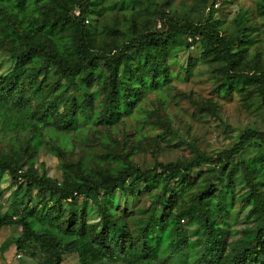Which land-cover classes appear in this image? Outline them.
<instances>
[{
  "label": "trees",
  "instance_id": "trees-1",
  "mask_svg": "<svg viewBox=\"0 0 264 264\" xmlns=\"http://www.w3.org/2000/svg\"><path fill=\"white\" fill-rule=\"evenodd\" d=\"M217 1L206 13L200 8L199 15L183 17L169 9L172 0H163L157 6L161 26L151 28L141 0L119 4L115 25L106 23L100 0H0V107L24 113L15 127L29 131L18 150L5 152L0 140V177L6 171L10 184L26 189L15 196L12 211L0 214V229H22L18 250L38 246L41 264H63L69 253L81 264H168L186 252L190 264H264V130L249 126L214 153L191 143L192 156L148 169L133 157L139 145L143 150L154 140H133V132L121 139L103 135L100 150L86 144L77 158L50 138L56 130L72 138L88 127L113 128L141 114L150 92L165 95L183 73L189 79L199 61L213 73L218 95L254 94L264 112V58L258 51L249 55L253 24L241 10L234 30L224 31ZM131 7L130 17L121 12ZM259 10L264 15V1ZM181 96L219 117L214 99ZM171 118L157 104L144 126L175 135ZM254 142L257 148L242 158ZM46 145L61 156V181L36 169L37 152ZM128 195L145 203L135 227L120 204ZM3 196L0 191V203ZM96 216L98 222H88ZM37 222L46 229H37ZM50 228L73 238L65 242Z\"/></svg>",
  "mask_w": 264,
  "mask_h": 264
},
{
  "label": "rangeland",
  "instance_id": "rangeland-1",
  "mask_svg": "<svg viewBox=\"0 0 264 264\" xmlns=\"http://www.w3.org/2000/svg\"><path fill=\"white\" fill-rule=\"evenodd\" d=\"M126 0H100L101 7L106 13L108 19L106 23L110 25L118 24L112 19L120 9L119 4ZM143 7L150 11L144 15L148 25L160 27L159 12L157 6L162 4L163 0H141ZM264 0H219L215 3L214 8L218 11V17L222 22L224 31L232 32L234 30L233 21L239 11L246 10L248 20L253 24L252 37L250 43L249 55L252 56L256 51L260 52L264 58V15L260 13L259 3ZM214 0H172L170 10L174 14L190 17L199 15L201 12H207ZM204 11H201V9ZM157 11V12H156ZM201 11V12H200ZM127 17L134 12L133 8H126ZM156 12V13H154ZM118 15V14H117ZM102 25V24H100ZM127 29V25L123 27ZM128 30V29H127ZM183 54V51L181 52ZM186 56V55H185ZM183 73V72H182ZM208 68V65L199 61L194 69L193 75L186 79L185 73L182 78L173 81L174 86L166 91L165 95H158L157 92H150L142 101V113L131 117L121 119L117 124L111 127L103 125L99 129L102 135L97 133L98 139L88 141L91 133L96 131L93 127L83 129L82 132L74 137L65 136L59 131L50 132L52 143H57L66 151H74L67 153L72 158H77L84 145L91 144L94 149L100 150L104 145L101 136L124 138L126 134H132L133 140H140L142 137L153 139L150 144L143 150L136 151L133 160L143 169L152 168L160 162H170L181 158H188L194 154L191 143L196 144L200 149L214 153L225 147H229L234 141H237L244 129L251 126L264 130V112L260 109V105L256 101V96L252 94L250 97L243 98L241 94L234 93L232 96L215 92V78ZM181 92L193 93V97L205 101L214 99L218 102L219 117L212 115L208 110L199 112L192 107V104L186 97L181 96ZM162 105L164 109L172 116L171 122L176 130L175 135L164 136L160 127L144 126L148 117L156 108V105ZM24 118V113L9 110L8 107H0V140L2 149L5 152L18 150L22 147L23 141L26 139L28 129L16 128L15 123ZM140 123V124H139ZM90 129V130H89ZM129 132V133H128ZM162 134L158 137V135ZM158 137V138H157ZM158 143V145L156 144ZM259 142L246 145L241 153L242 158H248L250 148H257ZM61 156H58L53 150L52 145H46L39 148L35 158V166L39 174L61 181L63 179V169L60 163ZM237 191L240 194V180L237 179ZM25 185L21 189L10 184V176L8 172H2L0 177V191L4 192V196L0 203V214L12 211L16 205L15 196L25 192ZM37 189L30 192L31 196L36 195ZM115 198L122 196L121 191L115 192ZM142 197L138 195H128L121 199V206H127L130 213L126 216L127 221L136 226V217L139 216L137 208L145 205ZM66 207V204L64 205ZM41 208V207H40ZM236 209L234 210L235 213ZM98 216L89 218V223L98 222ZM37 229L44 231L46 226L37 222ZM194 227H189L184 231V237H188L190 231ZM49 233L60 237L63 241L72 240V236L64 234L59 229L50 228ZM22 233V229L17 224L5 226L0 229V264H41L43 255L38 246H28L25 250L20 251L17 248L16 239ZM63 264H81L75 253H69ZM99 264H124L123 262L103 261ZM168 264H190L188 262V253L175 255Z\"/></svg>",
  "mask_w": 264,
  "mask_h": 264
}]
</instances>
